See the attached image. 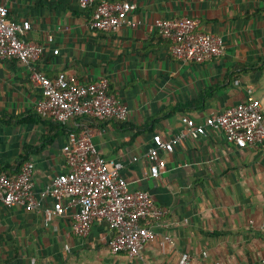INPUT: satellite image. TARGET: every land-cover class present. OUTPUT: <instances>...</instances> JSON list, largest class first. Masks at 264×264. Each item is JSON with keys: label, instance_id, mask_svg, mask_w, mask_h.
Wrapping results in <instances>:
<instances>
[{"label": "crops", "instance_id": "0c3cea01", "mask_svg": "<svg viewBox=\"0 0 264 264\" xmlns=\"http://www.w3.org/2000/svg\"><path fill=\"white\" fill-rule=\"evenodd\" d=\"M136 10L117 33L92 31V11L78 0H0L11 17L29 20V42L46 46L38 69L71 81L108 78L110 93L129 109L125 122L79 118V130H94L93 142L108 162L120 161L131 191H147L168 214L140 258L112 255L113 232L96 222L87 238L73 232L75 205L46 226L53 202L46 189L67 172L66 133L37 117L41 90L28 67L0 60V172L18 174L35 164L39 208L0 206V264H264V146L239 149L222 131L188 135L158 178L146 175L152 137L187 131L185 118L205 123L212 114L252 96L264 112V0H133ZM193 18L199 30L224 39L222 57L204 64L181 62L154 29L157 19ZM135 25V26H134ZM49 37H54L52 44ZM60 53L55 55L53 51ZM34 117V121L31 120ZM166 236L172 241L161 244ZM69 247L70 250H67ZM208 253V258L203 253Z\"/></svg>", "mask_w": 264, "mask_h": 264}, {"label": "built area", "instance_id": "2783aa9c", "mask_svg": "<svg viewBox=\"0 0 264 264\" xmlns=\"http://www.w3.org/2000/svg\"><path fill=\"white\" fill-rule=\"evenodd\" d=\"M83 11H92L88 28L103 33H117L129 23V16L136 10L133 0H78ZM135 26V25H134ZM200 22L193 18L157 19L154 29L170 41V54L181 62L204 64L222 57L225 53L223 38L201 32ZM32 29L29 20L11 17L6 4L0 5V60L18 61L31 72V81L41 90L37 112L47 119L66 127L63 153L67 172L56 176L46 189L45 196L52 208L45 210L46 226L55 216L67 213L66 204L75 205L73 232L87 238L96 222L105 223L113 232L108 243L112 255L126 253L129 258H140L145 247L160 240L157 227L165 219L168 209L158 206L147 191H131L122 175L125 166L120 161L108 162L93 142L94 130H79V118L98 121L125 122L129 109L115 95L109 93L108 78L95 82L71 81L65 73L50 78L38 69V62L46 46L29 42ZM54 37H49L52 44ZM58 55L60 51H53ZM187 131L167 139L161 134L152 137L147 150L149 168L146 175L158 178L167 169L164 154H172L177 145H183L188 135H206L207 128L222 131L229 144L239 149L264 146V112L261 101L252 96L244 103L226 109L221 114L210 115L205 123L198 124L185 118ZM35 164L27 162L18 174L0 173V206H22L32 212L39 208V199L33 181ZM166 236L162 245L171 242ZM70 250L69 247H66ZM203 257L208 258L204 252ZM189 253L181 256L179 264H191ZM214 264H221L215 261Z\"/></svg>", "mask_w": 264, "mask_h": 264}, {"label": "trees", "instance_id": "16d2710c", "mask_svg": "<svg viewBox=\"0 0 264 264\" xmlns=\"http://www.w3.org/2000/svg\"><path fill=\"white\" fill-rule=\"evenodd\" d=\"M162 37V36H161ZM163 38V37H162ZM164 39V38H163ZM169 43H170V41H169ZM171 45V44H170ZM109 93H110V89H109ZM111 94V93H110ZM37 117L39 118V120H41V121H49L50 123H51V126L53 127V128H56V129H60V128H63L64 129V131H65V133L67 134V129H66V127H64L62 124H60V123H58V122H56V121H54L53 119H47V118H44L43 116H41L39 113H37ZM26 121H32V122H34V121H36V122H38L37 120H35L34 119V117H32V119L31 120H26ZM118 122H120V121H118ZM27 163V162H26ZM25 163H23V164H20L19 166H18V169L21 171V169H22V167H23V165H24ZM19 171V172H20ZM1 173V172H0ZM4 173H6V172H4ZM9 174V173H8ZM10 175V174H9Z\"/></svg>", "mask_w": 264, "mask_h": 264}]
</instances>
